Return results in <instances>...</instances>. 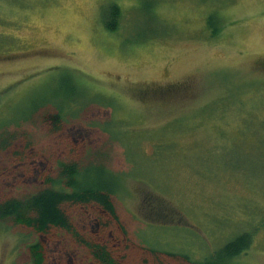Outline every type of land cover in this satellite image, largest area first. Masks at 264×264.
Masks as SVG:
<instances>
[{"label": "rangeland", "instance_id": "374dc122", "mask_svg": "<svg viewBox=\"0 0 264 264\" xmlns=\"http://www.w3.org/2000/svg\"><path fill=\"white\" fill-rule=\"evenodd\" d=\"M67 76L86 93L54 128ZM64 159L119 177L127 264H201L243 233L231 264H264V0H0V199ZM67 210L81 240L0 223V264L36 240L43 264H97L94 207Z\"/></svg>", "mask_w": 264, "mask_h": 264}, {"label": "trees", "instance_id": "16d2710c", "mask_svg": "<svg viewBox=\"0 0 264 264\" xmlns=\"http://www.w3.org/2000/svg\"><path fill=\"white\" fill-rule=\"evenodd\" d=\"M118 16V6L114 2L108 3L103 11V26L108 31L115 30ZM207 21L213 34L220 32L212 26V16ZM63 85L65 93L60 96L61 99L57 103H54L57 105V113L49 118L54 128L59 122V114L65 109L68 110L81 104L80 99L86 93L77 86L74 80H70L69 76L63 79ZM52 174L40 177L42 185L34 192L0 199V223L10 222L39 235L59 230L81 240L67 209L75 207L84 210L92 206L94 210L90 212L93 214V219L98 222V229L104 232L103 235L101 234L102 241H81L80 243L88 250L97 264H127L125 255L127 237L112 201V195L119 187V177L107 169L103 163L78 164L67 159L56 161L54 174ZM97 212L103 215L102 220L99 219ZM250 241V234L243 233L225 244L201 264H231V261L248 247ZM110 244L115 251L110 249L112 247ZM140 251L141 254L137 255L138 259L147 257V264H151L148 262V257L152 260L158 257L153 254L154 251L148 252L143 249ZM156 254L161 253L156 252ZM26 255L28 257L26 264H43L44 262L43 249L37 240L26 246ZM165 258L167 262L160 264H177L171 261L174 257ZM156 264L159 263L156 262Z\"/></svg>", "mask_w": 264, "mask_h": 264}]
</instances>
